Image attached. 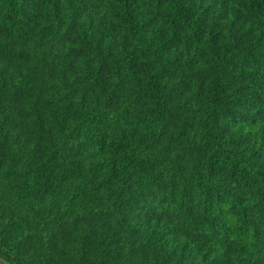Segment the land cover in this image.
<instances>
[{
  "label": "trees",
  "instance_id": "1",
  "mask_svg": "<svg viewBox=\"0 0 264 264\" xmlns=\"http://www.w3.org/2000/svg\"><path fill=\"white\" fill-rule=\"evenodd\" d=\"M0 258L264 264V0H0Z\"/></svg>",
  "mask_w": 264,
  "mask_h": 264
},
{
  "label": "rangeland",
  "instance_id": "2",
  "mask_svg": "<svg viewBox=\"0 0 264 264\" xmlns=\"http://www.w3.org/2000/svg\"><path fill=\"white\" fill-rule=\"evenodd\" d=\"M0 264H9V263H7L6 261H4V260H2V259L0 258Z\"/></svg>",
  "mask_w": 264,
  "mask_h": 264
}]
</instances>
